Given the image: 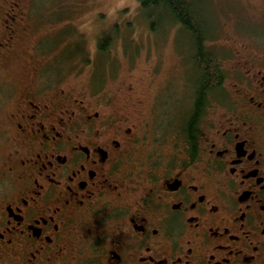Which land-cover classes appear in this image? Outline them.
<instances>
[{
  "label": "flooded vegetation",
  "instance_id": "1",
  "mask_svg": "<svg viewBox=\"0 0 264 264\" xmlns=\"http://www.w3.org/2000/svg\"><path fill=\"white\" fill-rule=\"evenodd\" d=\"M4 5L7 57L26 18ZM241 31L199 108L196 79L117 105L105 85L52 90L31 58L0 121V264H264V26Z\"/></svg>",
  "mask_w": 264,
  "mask_h": 264
},
{
  "label": "rangeland",
  "instance_id": "2",
  "mask_svg": "<svg viewBox=\"0 0 264 264\" xmlns=\"http://www.w3.org/2000/svg\"><path fill=\"white\" fill-rule=\"evenodd\" d=\"M9 1L0 0L3 14ZM193 1L196 14L205 21L207 49L222 68L231 59L232 46L226 39L236 38L243 29L260 34L264 26V0ZM14 2L20 4L17 13L26 21L16 32L12 55L0 56V121L14 109L11 97L18 96L22 84L29 81L34 65L31 58L41 61L34 66L36 76H50L55 81L52 90L105 85L115 91L117 105L134 103L136 89H146L153 81L155 87L161 82L171 96L176 97L180 88L186 95L191 81L198 77L190 38L167 20H161L159 27L151 26L136 0ZM106 30L113 36L105 35L109 42L97 51L100 32ZM143 100L150 99L145 96ZM180 102L173 110L174 119L183 109Z\"/></svg>",
  "mask_w": 264,
  "mask_h": 264
},
{
  "label": "trees",
  "instance_id": "3",
  "mask_svg": "<svg viewBox=\"0 0 264 264\" xmlns=\"http://www.w3.org/2000/svg\"><path fill=\"white\" fill-rule=\"evenodd\" d=\"M144 17L151 21V26L159 27L161 20L178 25L187 38L192 41L194 71L198 75L196 81L199 90L196 92L198 99L196 107L205 101L206 93L216 92V82L223 76L220 63L214 53L207 49V31L205 21L201 20L195 12L193 0H136ZM103 34V33H100ZM109 39L105 34L98 38L99 49L104 50ZM195 81V82H196ZM199 108V107H198ZM192 122L185 125L184 129L191 133Z\"/></svg>",
  "mask_w": 264,
  "mask_h": 264
}]
</instances>
